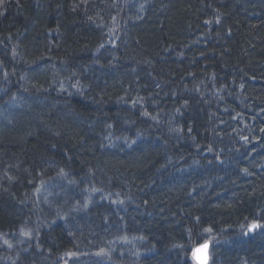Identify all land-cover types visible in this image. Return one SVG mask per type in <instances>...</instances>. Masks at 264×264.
<instances>
[{
  "label": "trees",
  "instance_id": "1",
  "mask_svg": "<svg viewBox=\"0 0 264 264\" xmlns=\"http://www.w3.org/2000/svg\"><path fill=\"white\" fill-rule=\"evenodd\" d=\"M262 130L264 0H0V264H264Z\"/></svg>",
  "mask_w": 264,
  "mask_h": 264
},
{
  "label": "bare ground",
  "instance_id": "2",
  "mask_svg": "<svg viewBox=\"0 0 264 264\" xmlns=\"http://www.w3.org/2000/svg\"><path fill=\"white\" fill-rule=\"evenodd\" d=\"M166 99H168V98H166ZM196 118H194V120H191V121L194 123L196 128L202 127L201 119H199L198 116ZM199 136L200 137L197 138V142L196 143H195L194 140L190 141L188 139V137H186L185 135H181L180 138L178 139V142H179V144H184L185 148H192L193 144H196L197 149L200 152L201 160H202V157L206 158L207 153L209 151V145L207 144V137L209 138V135L206 134V136H204L202 134L201 130H199ZM244 137H247L248 141L252 142V141H255L256 139H260L262 136H260L258 133L246 134L245 132H242L241 136H240V139L244 138ZM242 146H245V144H243ZM262 148H264V144H260L259 147H258L259 150L262 149ZM248 154H250V152ZM201 165L202 164H200V160H199L198 164H193V166L191 168H189V169L192 171V173L198 175L199 171H200V168H201ZM189 169H188V171H189ZM220 169H224L225 170V172H224V176H226L225 179H229L231 177L232 178V186L234 188H236V189H239L240 187L239 186H235V183L241 182L242 179H240V176H239L237 170L235 169V167L233 166V164L230 163L229 157H225L224 163H223L222 166H220ZM263 174H264V170H262L260 172V175H263ZM224 184H225V186L229 185L226 182H224ZM252 220L253 221H258V222L264 224V216L261 217V218L260 217L259 218L254 217ZM253 221L249 222L247 224V226L250 223H252ZM246 236L249 237L252 241L257 240L260 237L264 236V228H260V229L254 230V231H250V232H248V234Z\"/></svg>",
  "mask_w": 264,
  "mask_h": 264
},
{
  "label": "snow or ice",
  "instance_id": "3",
  "mask_svg": "<svg viewBox=\"0 0 264 264\" xmlns=\"http://www.w3.org/2000/svg\"><path fill=\"white\" fill-rule=\"evenodd\" d=\"M101 47H103V45H101ZM262 131H264V130H262ZM243 139L247 140V137H244ZM133 143H135V142L133 141ZM245 172L247 173L246 169H245ZM121 203H122V201H121ZM241 228L243 229L244 226L242 225ZM260 228H264V224H262L258 221H253L252 223H250L247 226V229L245 230L244 234L247 235L248 232L254 231V230L260 229ZM205 231L208 233H211L212 229L208 228V229H205ZM24 234L30 236V233H24ZM209 244H210V240L208 238H204L202 244L200 246H198L195 249V251L193 252V258L197 260L198 264H209V256L207 254ZM197 253H203V254L198 256ZM67 255L69 257H71L75 254L69 252V253H67ZM65 264H67V262H65Z\"/></svg>",
  "mask_w": 264,
  "mask_h": 264
},
{
  "label": "water",
  "instance_id": "4",
  "mask_svg": "<svg viewBox=\"0 0 264 264\" xmlns=\"http://www.w3.org/2000/svg\"><path fill=\"white\" fill-rule=\"evenodd\" d=\"M201 245V244H200ZM200 245H198V246H200ZM197 246V247H198ZM196 247V248H197ZM195 248V249H196ZM195 251V250H194ZM203 253H197V255L199 256V255H202ZM207 254H208V256H209V263H210V258H211V243L209 244V248H208V252H207ZM196 260V259H195ZM197 261V260H196ZM198 263V262H197Z\"/></svg>",
  "mask_w": 264,
  "mask_h": 264
},
{
  "label": "rangeland",
  "instance_id": "5",
  "mask_svg": "<svg viewBox=\"0 0 264 264\" xmlns=\"http://www.w3.org/2000/svg\"><path fill=\"white\" fill-rule=\"evenodd\" d=\"M211 260H212V257H211ZM196 262V261H195ZM196 264H197V262H196Z\"/></svg>",
  "mask_w": 264,
  "mask_h": 264
}]
</instances>
